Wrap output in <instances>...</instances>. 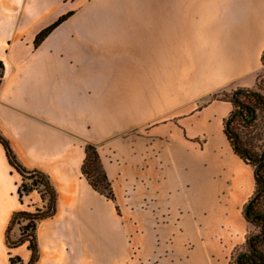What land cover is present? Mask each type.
Instances as JSON below:
<instances>
[{
  "label": "crops",
  "instance_id": "1",
  "mask_svg": "<svg viewBox=\"0 0 264 264\" xmlns=\"http://www.w3.org/2000/svg\"><path fill=\"white\" fill-rule=\"evenodd\" d=\"M99 1L0 0V130L58 191L36 264H231L255 169L224 131L232 103L211 96L257 84L264 0H141L140 23L131 0ZM88 143L116 202L83 173ZM22 180L0 142V264L31 258L6 242L15 211L44 205L21 201Z\"/></svg>",
  "mask_w": 264,
  "mask_h": 264
},
{
  "label": "trees",
  "instance_id": "2",
  "mask_svg": "<svg viewBox=\"0 0 264 264\" xmlns=\"http://www.w3.org/2000/svg\"><path fill=\"white\" fill-rule=\"evenodd\" d=\"M73 12H67L59 16L52 24L43 29L35 39L38 47L41 42ZM264 63V53H263ZM5 74V63L0 58V85ZM258 85V79L257 84ZM212 99H223L230 101L233 110L224 120V131L229 138L235 152L255 169V190L243 207V215L246 220L261 228L257 233H250L247 238L248 249L240 251L236 256L234 264H264V149L257 155L244 141L237 130V126L256 128L258 115L257 110L264 107V93L256 87H239L232 91H218L211 96ZM0 142L5 148L11 165L22 175L19 186L21 201L25 195L38 191L44 201L42 207L35 210L20 209L13 213L7 228L6 242L10 248L27 244L31 249V258L26 264H36L40 258V247L38 239L39 222L45 218L52 217L57 212L58 191L51 180V176L39 168H29L23 164L13 148L10 140L0 130ZM83 173L92 187L107 198L116 202V194L111 179L109 178L98 146L92 143L86 145V157L83 163ZM117 209L120 211L118 204ZM18 226L20 235L13 237L12 231ZM24 264L20 256H11L10 264Z\"/></svg>",
  "mask_w": 264,
  "mask_h": 264
},
{
  "label": "rangeland",
  "instance_id": "3",
  "mask_svg": "<svg viewBox=\"0 0 264 264\" xmlns=\"http://www.w3.org/2000/svg\"><path fill=\"white\" fill-rule=\"evenodd\" d=\"M116 3V6H119L118 4L120 3V6H123V0H101L99 1V6H104L107 7L109 6L112 2ZM131 3L130 6H132V15H131V20L132 23H140V19L144 18L139 14V10H136L140 7H143L144 5H141L143 1L141 0H131L129 1ZM257 89H259L262 93H264V66L260 70L258 74V85H255ZM257 115H258V121H257V126L256 128H247L244 126H237V130L240 132L242 135L244 141L252 149L253 152H255L257 155L264 149V107H260L257 110ZM264 209V202L261 206ZM251 224L250 230L246 234V241L242 246L237 247L232 255H231V264L235 263L236 256L240 251H245L248 249L247 245V238L250 233H257L261 230V228L253 223ZM264 249V245H262Z\"/></svg>",
  "mask_w": 264,
  "mask_h": 264
}]
</instances>
